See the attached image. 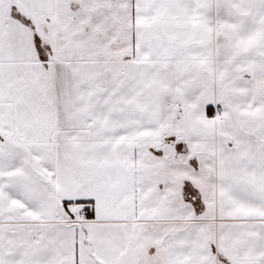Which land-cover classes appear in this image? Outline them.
I'll use <instances>...</instances> for the list:
<instances>
[{"label":"snow or ice","instance_id":"obj_1","mask_svg":"<svg viewBox=\"0 0 264 264\" xmlns=\"http://www.w3.org/2000/svg\"><path fill=\"white\" fill-rule=\"evenodd\" d=\"M0 264H264V0H0Z\"/></svg>","mask_w":264,"mask_h":264}]
</instances>
